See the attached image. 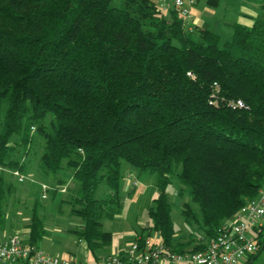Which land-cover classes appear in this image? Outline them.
<instances>
[{
	"label": "trees",
	"instance_id": "trees-1",
	"mask_svg": "<svg viewBox=\"0 0 264 264\" xmlns=\"http://www.w3.org/2000/svg\"><path fill=\"white\" fill-rule=\"evenodd\" d=\"M166 14L150 0H0V166L24 172L38 135L40 172L78 182L71 212L92 249L111 240L101 214L123 205L122 159L157 174L146 228L177 253L202 248L174 238L173 179L197 205L183 204L185 221L208 237L264 186V19L223 39ZM102 181L111 191L96 197ZM3 191L0 170V209ZM28 227L37 246L42 223Z\"/></svg>",
	"mask_w": 264,
	"mask_h": 264
},
{
	"label": "rangeland",
	"instance_id": "rangeland-1",
	"mask_svg": "<svg viewBox=\"0 0 264 264\" xmlns=\"http://www.w3.org/2000/svg\"><path fill=\"white\" fill-rule=\"evenodd\" d=\"M206 1L207 0H200L196 6L191 8V14L205 19L207 21L206 23H210L211 28L219 33L222 38H231V28L223 26L221 21L224 16L223 7L225 1L214 0L210 2V0H208L207 3ZM112 5L117 7L123 6L124 0H112ZM166 17L168 18L169 15L166 14ZM32 132H35V130L32 129ZM35 136L36 137H34L30 144V151L26 154V171L22 172L26 176L31 175L34 181L33 183H30L28 180L20 182L19 179L12 174L13 169L3 171V202L6 203L5 210L7 216L5 217L4 214H1V218H5L7 224L12 222V215L17 216L16 210L21 206L24 215H27L30 219L34 215L38 218L39 222L51 227L75 224L78 222L77 218L67 216L72 206L64 202L59 204L57 202L58 197L52 198L49 192L46 193L48 198H42L43 191L40 187V180L49 183L52 178V173L42 174L38 171V161L43 146V140L38 135ZM17 149L20 148L18 147ZM68 178L69 176L67 174L66 179ZM69 180H72L71 183L74 185L77 183L73 181L72 177L69 178ZM126 180L130 183L131 187L135 184L134 190L130 195L124 189V182ZM156 181L157 174L155 172H139L138 169L128 161L123 159L120 160L118 195L123 199V205L119 212L113 216L102 213L99 218L100 229L110 234L113 233V242H115L116 245L124 247L127 242L133 241L140 235L148 236V229L146 226L150 225L149 209L153 205V199L156 196ZM9 185L11 187L10 191L7 190V186ZM110 191L111 188L102 181L96 189L95 196L101 197ZM62 196L64 198V195ZM166 199L170 207L169 217L176 233L174 237L175 240L187 241L190 238L189 234H192L190 235V240L192 242L188 244L185 250L193 246H199V248L205 247L209 237L204 235L203 230L197 227L194 222L185 221L182 215L181 210L185 202L190 203L194 210H197V205L191 202L188 191L177 179H173L166 187ZM19 203H21V205H19ZM51 216H54V218ZM154 233L155 231H151L149 235L152 236ZM38 239L36 240L37 243L39 242ZM256 239L258 243H263L264 234L257 236ZM94 251L95 253L102 252L100 249ZM246 264H264V245Z\"/></svg>",
	"mask_w": 264,
	"mask_h": 264
},
{
	"label": "built area",
	"instance_id": "built-area-1",
	"mask_svg": "<svg viewBox=\"0 0 264 264\" xmlns=\"http://www.w3.org/2000/svg\"><path fill=\"white\" fill-rule=\"evenodd\" d=\"M157 12L175 11L185 23L192 21L191 8L199 0H151ZM234 106H242L240 100ZM13 174L24 176L17 170ZM264 186L248 199L233 215L209 237L200 250L177 253L166 248L158 233L140 235L122 250L100 257L91 264H243L257 251V236L264 223ZM87 264L69 257L44 252L37 246L23 242L17 235L0 238V264Z\"/></svg>",
	"mask_w": 264,
	"mask_h": 264
},
{
	"label": "crops",
	"instance_id": "crops-1",
	"mask_svg": "<svg viewBox=\"0 0 264 264\" xmlns=\"http://www.w3.org/2000/svg\"><path fill=\"white\" fill-rule=\"evenodd\" d=\"M211 1L214 0H210V2ZM224 1H225V5L223 7L224 16L222 17L221 21L223 26L227 28H231V25L234 23H239L244 26H251L255 19L258 18L264 19V0H224ZM206 22L207 21L205 19H202L200 16L196 17L192 15V21H191L192 24L199 27H207L212 29L210 23H206ZM26 168L27 166L25 167V171ZM0 170L4 171L8 169L0 166ZM38 171L40 172L39 169ZM21 174L24 176V179L21 180L20 182H24L28 180L30 183H33L34 180L31 175L26 176L24 175V173ZM67 174L69 178L71 177L73 178L72 171L68 168H63L61 170H58L55 175H52V178L49 183L47 181L40 180L41 181L40 187L43 191L42 198L43 199L48 198L46 193L49 192L52 198L58 197L57 202L59 204L64 202L72 206L70 203V199L77 192L78 182L73 178V181H76L77 183L75 185L72 184L71 183L72 180H69V178L66 179ZM134 187L135 184H133L131 187L130 183L127 182V180L124 182V189L125 191L128 192L129 195L133 192ZM62 195H64V198ZM19 205H21V203H19ZM5 206L6 203L2 202L0 214H4L6 217L7 213L5 210L6 209ZM71 208L67 216L76 217L78 222L67 226L55 225L56 227H51L49 225L42 224L43 233L41 237H39L38 239L39 242L37 243L35 241L38 248L51 255H56L59 257L65 256L71 258L75 262L91 264L97 261L100 257L124 249L126 245L129 243L127 242L124 245V247L116 245L115 242H113L114 234L112 233L111 234L112 238L108 243L95 244L94 249L89 248L87 242L79 236V230L82 225V219L79 216L72 214ZM16 214L17 216L12 215L13 220L8 224L6 223V219L5 218L2 219L0 215V238L6 239L12 235H17L23 242H28L29 240L28 226L30 224L31 219L27 215L23 214L21 206L17 208ZM51 217L54 218V216ZM156 233L157 232H155V234ZM96 249H100L102 252L95 253L94 250ZM249 258L250 256H248L247 260L243 264H246L247 261H249ZM15 264H22V263L17 262Z\"/></svg>",
	"mask_w": 264,
	"mask_h": 264
}]
</instances>
